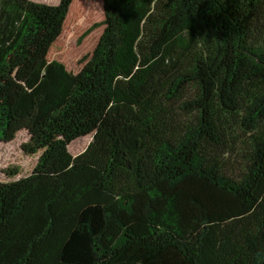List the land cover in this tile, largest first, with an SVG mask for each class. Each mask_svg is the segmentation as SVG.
<instances>
[{
    "label": "trees",
    "instance_id": "1",
    "mask_svg": "<svg viewBox=\"0 0 264 264\" xmlns=\"http://www.w3.org/2000/svg\"><path fill=\"white\" fill-rule=\"evenodd\" d=\"M19 132L0 264H264V0H0Z\"/></svg>",
    "mask_w": 264,
    "mask_h": 264
},
{
    "label": "rangeland",
    "instance_id": "2",
    "mask_svg": "<svg viewBox=\"0 0 264 264\" xmlns=\"http://www.w3.org/2000/svg\"><path fill=\"white\" fill-rule=\"evenodd\" d=\"M37 2H43L47 4H55L58 0H32ZM26 136L24 133L19 132L11 142L5 143L0 141V169L5 165L18 164L23 169H28L33 163L31 157L24 156L20 150V146L25 141ZM84 147V143H76L73 146L74 151H78Z\"/></svg>",
    "mask_w": 264,
    "mask_h": 264
}]
</instances>
